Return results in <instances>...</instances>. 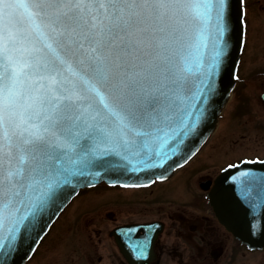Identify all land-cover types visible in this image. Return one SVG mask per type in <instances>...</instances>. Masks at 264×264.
I'll return each instance as SVG.
<instances>
[{
    "label": "snow or ice",
    "instance_id": "snow-or-ice-1",
    "mask_svg": "<svg viewBox=\"0 0 264 264\" xmlns=\"http://www.w3.org/2000/svg\"><path fill=\"white\" fill-rule=\"evenodd\" d=\"M225 27V0H0V264L64 186L116 158L177 154L214 91ZM193 50L185 99L200 108L180 95Z\"/></svg>",
    "mask_w": 264,
    "mask_h": 264
},
{
    "label": "flooded vegetation",
    "instance_id": "flooded-vegetation-1",
    "mask_svg": "<svg viewBox=\"0 0 264 264\" xmlns=\"http://www.w3.org/2000/svg\"><path fill=\"white\" fill-rule=\"evenodd\" d=\"M244 5L246 33L237 81L216 129L202 149L172 175L149 185L125 187L102 182L80 190L25 264L33 263L51 238L55 245L51 259L57 262L45 263L43 259L39 264H264V245L253 246L237 237L208 196L218 175L230 164L264 160V0H244ZM250 48H254V54L250 51L247 55ZM253 62L259 63L254 69ZM223 118L229 124L224 125ZM220 126V133L225 131L223 137L228 136L224 146L230 151L224 156L209 152L205 157ZM176 183L185 185L181 197L174 195ZM95 189L109 193L81 208L76 230L69 224L65 236L51 237L76 198ZM98 217L102 219L99 224ZM255 220L261 218L255 216ZM254 233L259 236L262 231ZM145 237L149 238L145 254L137 256L131 242Z\"/></svg>",
    "mask_w": 264,
    "mask_h": 264
},
{
    "label": "water",
    "instance_id": "water-1",
    "mask_svg": "<svg viewBox=\"0 0 264 264\" xmlns=\"http://www.w3.org/2000/svg\"><path fill=\"white\" fill-rule=\"evenodd\" d=\"M241 9L244 12V2L241 4L240 0H225L226 27L221 38L223 55L218 67L214 69V91L207 100L201 98L203 114L194 131L180 145L177 154L167 161L153 156L146 162L147 165H152L154 162L162 165L159 167H146L136 160L128 162L116 158L112 166L104 170L94 169L91 175L79 178V182L74 180L71 185L64 186L60 191V198L44 213L42 222L38 221L34 228L18 240L16 250L8 257L7 264L26 263L61 210L81 188L86 187V184L94 185L106 181L123 186L148 185L155 178L169 177L177 167L185 164L200 150L213 133L236 83L237 67L245 39L244 28L243 45H241ZM188 64L190 71L184 73L187 82L180 93L181 99L196 103L197 108H200L199 102L185 99L191 98L192 92L195 91L193 85L198 83L202 71L199 67L198 54L194 50L188 57ZM66 74L70 75V73ZM235 166L238 167H228L219 174L214 187L209 192L210 202L237 237L253 246L264 245V161H244ZM245 172L248 174L243 175ZM255 216L260 217L261 221L255 220ZM257 230L262 231L259 236L254 235Z\"/></svg>",
    "mask_w": 264,
    "mask_h": 264
},
{
    "label": "rangeland",
    "instance_id": "rangeland-1",
    "mask_svg": "<svg viewBox=\"0 0 264 264\" xmlns=\"http://www.w3.org/2000/svg\"><path fill=\"white\" fill-rule=\"evenodd\" d=\"M257 44V43H256ZM255 44V45H256ZM264 48V47H263ZM250 51L252 52V54H254V48H250V50L248 51V54L247 55H250ZM261 51H263V54H264V50L261 48ZM259 63H255L253 62L252 63V68L254 69V65H258ZM263 66V65H262ZM263 68V67H261ZM237 96V95H236ZM237 101V100H235ZM229 111V109H228ZM226 113V112H225ZM240 118H242L240 116ZM223 122H224V125H227L229 124V122L227 123V120L223 118ZM222 122V123H223ZM264 130V129H263ZM221 132V126L219 128V131L217 132L216 135H214L212 137V139L210 140V143L209 145L207 146V149H206V153L204 154L205 157H207V155H209L208 153L210 152L211 154L213 153H221L222 156L226 155V152L230 151L228 149V147L224 146L227 142V139H228V136L227 138L223 137L225 131L223 132L222 130V133ZM220 133V134H219ZM225 141V142H223ZM242 141V140H240ZM210 154V155H211ZM227 159V156L225 157ZM181 183L179 186H177V183L174 184L176 187L175 189L177 190H174V195L176 196H182L183 195V192L181 191V188H184L185 185ZM115 191V190H113ZM109 192H101L100 189H95V190H90V191H86L84 193H82L78 198H76V200L68 207V209L66 210V212L64 213V217H61L60 218V222L58 221V223L56 224V226L54 227L53 229V233L51 235L52 236H65V234L63 232H66L68 230V225L70 224V226L74 227V230H76L75 228L77 227V222L79 221V219L77 220L78 216L80 213V210L82 207H85V205L89 204V203H94V202H99L101 199H104V194H108ZM105 195V196H106ZM95 196V198H94ZM90 199H93L94 201H90ZM131 211H135L133 208H131ZM68 215V216H66ZM72 215H74V217H72ZM99 220L98 224L100 223V221H102V219L100 217L97 218ZM105 221V220H103ZM107 222V221H105ZM78 228L82 229V225H78ZM52 239V238H51ZM49 240L48 241V245L44 246L43 247V251L42 253H39L38 254V257H36L34 260H33V263L31 264H39L40 262H42L43 259H45V263H56L57 261L54 259H51V254H54L55 252V249H54V246L55 245H52L53 243V239L52 240Z\"/></svg>",
    "mask_w": 264,
    "mask_h": 264
},
{
    "label": "bare ground",
    "instance_id": "bare-ground-1",
    "mask_svg": "<svg viewBox=\"0 0 264 264\" xmlns=\"http://www.w3.org/2000/svg\"><path fill=\"white\" fill-rule=\"evenodd\" d=\"M201 149H202V148H201ZM201 149H200V150H201Z\"/></svg>",
    "mask_w": 264,
    "mask_h": 264
}]
</instances>
